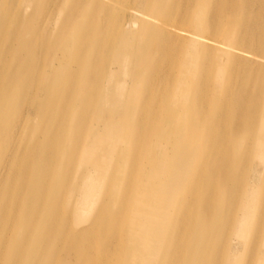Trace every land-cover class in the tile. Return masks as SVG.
I'll return each mask as SVG.
<instances>
[{"label": "bare ground", "instance_id": "obj_1", "mask_svg": "<svg viewBox=\"0 0 264 264\" xmlns=\"http://www.w3.org/2000/svg\"><path fill=\"white\" fill-rule=\"evenodd\" d=\"M0 264H264V0H0Z\"/></svg>", "mask_w": 264, "mask_h": 264}]
</instances>
